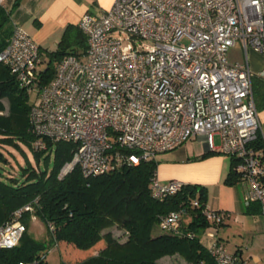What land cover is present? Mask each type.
Returning <instances> with one entry per match:
<instances>
[{"label":"built area","instance_id":"1","mask_svg":"<svg viewBox=\"0 0 264 264\" xmlns=\"http://www.w3.org/2000/svg\"><path fill=\"white\" fill-rule=\"evenodd\" d=\"M77 25L86 50L65 56L47 85L39 74L40 47L19 25L0 52V63L28 96L33 92L34 148L75 146L58 178L75 167L91 178L136 166L200 136L209 151L234 160L244 204L258 203L264 215V162L252 146L260 120L247 62L248 49L264 56V0H115L109 9L85 13ZM238 43L245 61L230 59ZM184 186L162 183L154 173L150 189L163 200ZM191 206L200 207L196 200ZM31 209L23 207L0 226V250L18 244L26 230L18 218ZM202 211L212 263L248 264L216 239L228 214ZM185 215L184 209L171 211L159 226L180 233Z\"/></svg>","mask_w":264,"mask_h":264},{"label":"trees","instance_id":"2","mask_svg":"<svg viewBox=\"0 0 264 264\" xmlns=\"http://www.w3.org/2000/svg\"><path fill=\"white\" fill-rule=\"evenodd\" d=\"M22 1L13 0L10 7L0 5V52L12 32L11 14ZM45 50L48 61L39 73L42 85L53 79L65 56H80L85 52L86 38L78 25H68L56 49ZM251 84L256 108L261 110L264 101L259 102V98H264V81H256L252 75ZM27 97L9 69L0 63V144L16 145L15 141L20 140L31 147L37 158L47 152V158L52 152L55 155L50 170L29 166L20 172V178H0V226L12 222L15 213L23 207L32 208L18 218L26 230L17 245L0 250V264L33 261L50 264L46 255L55 246L60 255L57 264H159L160 259L175 255L189 264L201 261L213 264L200 239L208 226L202 211L206 202L204 187L185 184L180 191L163 200L154 198L150 184L157 173L155 160L91 178H84L75 167L59 179V170L71 160L75 146L69 142H47V150L34 148L36 137L29 123L30 107L24 108L23 121L15 117V107ZM3 99L8 101L6 115L3 114ZM252 146L261 153L264 162V140L259 134ZM6 161L0 151V162ZM233 162L225 180L231 185L236 182ZM193 200L198 201L199 208L191 206ZM178 209L185 210L188 223L181 226L180 233L163 231L159 226L160 218ZM247 209L256 213L260 206L254 202ZM33 218L44 225L46 240L38 241L28 232ZM113 227L121 232L117 238L109 231Z\"/></svg>","mask_w":264,"mask_h":264},{"label":"crops","instance_id":"3","mask_svg":"<svg viewBox=\"0 0 264 264\" xmlns=\"http://www.w3.org/2000/svg\"><path fill=\"white\" fill-rule=\"evenodd\" d=\"M114 1L23 0L12 12L11 23L12 26L19 25L33 38L39 45L43 57L46 55L45 49L50 51L56 49L66 26L77 25L85 13L109 9ZM12 3L13 0H5L3 5L10 7ZM239 49L243 51L240 45ZM247 62L254 80L264 81V56L248 49ZM262 101L264 98L260 97L259 102ZM2 104L6 109L5 101H2ZM258 115L259 135L264 140V108L258 110ZM197 142L201 145H196ZM170 153L160 154L155 158L156 162L159 161L157 176L160 182L179 180L184 184L204 187L205 206L209 210L224 211L228 214L218 227L216 239L225 245L229 253L239 255L248 264H264V215L260 211L256 213L247 211L244 204L246 193L244 187L237 183L231 185L225 182L231 170L232 159L218 152L209 151L203 137L200 136ZM159 158L163 161L158 160ZM185 216L189 220V217ZM207 230L209 225L203 230L200 238L205 246L210 243V239L205 235ZM158 263L189 264L178 255L164 257Z\"/></svg>","mask_w":264,"mask_h":264},{"label":"rangeland","instance_id":"4","mask_svg":"<svg viewBox=\"0 0 264 264\" xmlns=\"http://www.w3.org/2000/svg\"><path fill=\"white\" fill-rule=\"evenodd\" d=\"M44 57V58H43ZM41 57L42 64H40L41 69H44L46 67V63L48 61L47 56ZM43 58V59H42ZM230 58H235L236 60H243L245 61V55L243 51L239 49V43L237 44L236 48L230 52ZM46 60V61H44ZM54 62L51 64V66H54ZM32 97L33 92L30 94L26 100H23V102L19 103L17 107H15V117L23 121L24 119V108L30 107L32 104ZM6 104V109H4L3 114H7V107H8V101L6 99H3ZM16 145H1L0 144V151L4 154L5 158L7 159L6 162H0V178L1 179H7L11 176L20 178V172L25 169L26 167H33V168H39L40 170H45L46 167L48 170L52 169L54 166V153H45V155H39L37 156L32 151L31 147L20 141H15ZM216 144H218V140L216 138ZM196 145H201L199 142L196 143ZM163 154H171L170 152H166ZM47 159V160H46ZM160 161H163L162 159H158ZM159 161H157L158 163ZM169 181V180H168ZM167 182V181H166ZM184 224L188 223V219H186V216L183 218ZM187 222V223H186ZM109 231L112 233L114 237H119L121 232L116 228L113 227L109 229ZM28 232L32 237L36 240L44 241L48 238L47 232L45 230L44 225L38 220V219H32L30 228L28 229ZM58 251V247H53L46 255L47 260L50 262V264H57L60 261V255L56 252Z\"/></svg>","mask_w":264,"mask_h":264}]
</instances>
